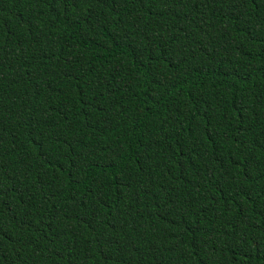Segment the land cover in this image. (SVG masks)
Here are the masks:
<instances>
[{
  "label": "trees",
  "instance_id": "obj_1",
  "mask_svg": "<svg viewBox=\"0 0 264 264\" xmlns=\"http://www.w3.org/2000/svg\"><path fill=\"white\" fill-rule=\"evenodd\" d=\"M0 264H264V0H0Z\"/></svg>",
  "mask_w": 264,
  "mask_h": 264
}]
</instances>
